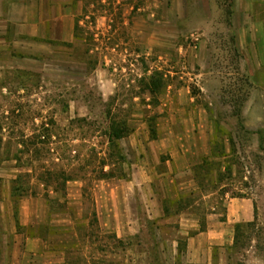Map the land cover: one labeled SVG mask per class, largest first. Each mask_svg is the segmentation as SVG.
<instances>
[{"label": "rangeland", "instance_id": "1", "mask_svg": "<svg viewBox=\"0 0 264 264\" xmlns=\"http://www.w3.org/2000/svg\"><path fill=\"white\" fill-rule=\"evenodd\" d=\"M81 1L75 44L52 46L40 71H11L0 80V264H100L112 248L119 260L145 249L149 264H164L154 253L152 224L128 252L98 225L109 194L127 198L126 186L135 184L148 194L170 188L168 212L215 220L226 218L230 201L250 199L254 219L237 227L230 254L238 264H264V129L250 130L264 116L246 109L256 92L228 30L233 2L210 0L214 16L207 18L197 0ZM68 4L78 9V0ZM210 54L209 64L201 60ZM180 89L198 106L212 104L214 122L210 157L191 167L183 190L174 176L166 180L170 152L155 174L150 145L154 122L156 150L166 148L160 135L168 125L156 106L169 105L166 95ZM114 128L128 133L117 151L109 146ZM146 166L152 172L139 174ZM96 201L105 205L99 215ZM20 207L24 225L13 218ZM32 219L44 222L35 231L44 232L45 243L27 241L25 222ZM70 232L83 236V258H76L80 245Z\"/></svg>", "mask_w": 264, "mask_h": 264}, {"label": "crops", "instance_id": "2", "mask_svg": "<svg viewBox=\"0 0 264 264\" xmlns=\"http://www.w3.org/2000/svg\"><path fill=\"white\" fill-rule=\"evenodd\" d=\"M68 1L71 0H0V80L11 71H40L38 65L50 63L52 46L65 49L66 45L76 43V31L80 27L76 17L81 15L82 1L78 0L79 6L76 10L70 8ZM197 1L203 3L202 6L197 7L203 11V16L207 18L214 16L210 0ZM231 2H233L231 20L233 24L228 30L234 35L235 47L240 54V70L243 69L250 75L253 94L256 92V96L251 99L250 106L248 105L246 109L249 115L261 113L264 116V0H231ZM176 14L182 18V9L179 6ZM211 57L210 54L209 59L206 56L201 60L209 64ZM166 96H170L171 103L156 106L163 109L164 120L168 125L167 135L164 133L160 135L166 136V142H163L166 148L160 152L156 150L159 149L157 137L150 144L157 152L156 156L151 159L146 155L143 159L145 165H149L153 160L152 169L156 170L155 174L158 176L157 166L162 164L161 155L170 152V159L164 163L168 166L166 180L170 181L174 176L180 181L178 184L180 190H183L185 189L183 186L188 187L189 182L183 178L192 175L191 167L210 157L211 144L214 140V122L210 117L212 104L198 106L195 98L189 96L187 89L173 91ZM263 118L258 117L257 124H252L250 130L259 127L262 131ZM140 155L141 153L139 158ZM151 170L146 166L144 169H139V174L152 172ZM160 182L158 185L162 186ZM189 185L192 187V184ZM126 187L128 190L132 189L128 192L127 198L124 197V193L118 201L115 199V193H110L109 198L107 196L108 204L104 213L107 216H103L100 222L98 221V225L104 227L102 229L105 230L103 235H106V239L114 238L119 243H124L122 247L124 250L126 247L128 252L130 241L144 233L146 224H152L155 227L154 240H156L154 253L155 256L164 258L163 261L161 260L164 264H238L230 254V248L235 242L237 227L251 223L254 219V204L250 199L230 201L226 206V218L215 220L209 216L203 218L190 213L168 212L165 200L174 197L170 188L164 190L162 186L148 194L147 187L144 186L135 184L132 188ZM131 197L134 198L132 206ZM96 203V211L99 215V207L105 205L99 206V201ZM3 206L4 203L2 208ZM32 208L34 211V206ZM134 210H137L138 215L133 214ZM20 215L21 207L17 219L13 214L16 225H24ZM25 223L27 241L45 243L44 232L35 231V228L44 222H35L32 219L30 224L28 221ZM70 234L74 240L78 238L80 245L76 258H83V236L72 232ZM146 248L149 249L147 245ZM147 251L144 249L139 258L131 253L119 260L118 254L112 248L111 255L108 254L109 251L102 253L105 257L100 260V264H149Z\"/></svg>", "mask_w": 264, "mask_h": 264}, {"label": "trees", "instance_id": "3", "mask_svg": "<svg viewBox=\"0 0 264 264\" xmlns=\"http://www.w3.org/2000/svg\"><path fill=\"white\" fill-rule=\"evenodd\" d=\"M154 96H155V93H154ZM239 115L240 114L238 113V116ZM150 132L152 135V139H156L157 138V128H156V125L154 124V122L150 123ZM127 134L128 133H127L126 129L123 130V129L114 128L113 132H111L110 137H109V146L115 151L119 150V146H118L117 142L124 139L127 136ZM118 157L120 160H124L122 155H118Z\"/></svg>", "mask_w": 264, "mask_h": 264}]
</instances>
